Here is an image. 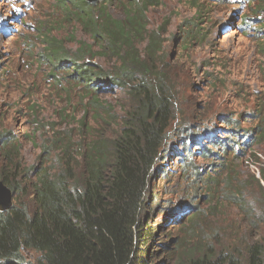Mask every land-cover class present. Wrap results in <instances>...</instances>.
<instances>
[{"label": "rangeland", "instance_id": "obj_1", "mask_svg": "<svg viewBox=\"0 0 264 264\" xmlns=\"http://www.w3.org/2000/svg\"><path fill=\"white\" fill-rule=\"evenodd\" d=\"M251 1H136L144 10L141 25L145 23L142 40L133 44L137 59L148 71L165 73L173 98L172 123L163 147L178 149L182 155L187 148L192 151L187 158L173 154L172 159L157 162L159 171L149 185L155 194L149 222L153 230L163 227L159 241L181 238L184 244L202 238L207 244L230 248L244 238L249 242L257 220L264 219L260 134L264 119L259 115L264 113V12L257 14L255 8H264V0ZM129 3L101 0L94 8L105 6L112 18L123 19L132 8ZM72 7L69 0H0V133L6 130L9 137L11 132L19 146V173L24 174L15 195L29 205L28 186L45 165L38 144L50 135L49 126L58 123V111L65 104L55 85L53 75L59 74L52 70V52L83 49L109 73L120 64L108 51L102 52V41L93 38L90 26ZM151 34L157 44L150 43ZM102 92L99 99L112 108V114L123 115L130 97L124 92ZM74 114L79 118L82 110L75 109ZM234 127L241 137L245 131L253 140L244 155V150L231 153L230 147L222 146L212 147L214 153L202 157L199 146L189 141L201 140L200 135L209 132L220 144H230ZM201 143L209 147L203 138ZM194 167L202 179L191 175ZM215 175L217 185L209 186L207 176ZM240 202L256 207L253 215L242 211ZM176 212L181 216L174 222Z\"/></svg>", "mask_w": 264, "mask_h": 264}, {"label": "trees", "instance_id": "obj_2", "mask_svg": "<svg viewBox=\"0 0 264 264\" xmlns=\"http://www.w3.org/2000/svg\"><path fill=\"white\" fill-rule=\"evenodd\" d=\"M128 1L132 8L123 19H114L105 6L69 0L93 38L102 41V52L108 51L120 64L109 73L83 49L52 52V70L59 74L53 75L55 85L65 104L58 111V123L49 126L50 135L38 144L45 165L28 186L30 205L15 195L24 174L19 173V146L11 132L9 137L6 130L0 133V180L13 192L11 207L0 210V264H264L263 218L257 220L249 242L244 238L230 248L202 238L184 244L181 238L159 241L163 227L151 229L155 194L149 185L159 171L157 162L170 160L173 154L187 158L191 150L182 155L163 147L172 123L173 98L165 73L148 71L137 59L133 44L142 40L144 10L137 0ZM255 8L257 14L264 12L262 6ZM150 43L157 44L154 34ZM102 90L130 97L123 115L112 114L99 99ZM75 109L82 110L79 118ZM259 115L264 119V113ZM239 132L234 127L233 136L240 138ZM260 134L264 138V121ZM210 142L216 149L226 146ZM235 143L244 145V155L253 140ZM212 153L208 147L201 150L203 157ZM191 175L202 179L198 167ZM209 178V186H216L218 177ZM238 205L252 215L256 208Z\"/></svg>", "mask_w": 264, "mask_h": 264}, {"label": "clouds", "instance_id": "obj_3", "mask_svg": "<svg viewBox=\"0 0 264 264\" xmlns=\"http://www.w3.org/2000/svg\"><path fill=\"white\" fill-rule=\"evenodd\" d=\"M103 1V0H102ZM250 0H248V2H249ZM99 3V2H98ZM97 3V4H98ZM96 4V5H97ZM92 6H95V5H92ZM241 132V131H240ZM239 132V133H240ZM232 133H234V132H232ZM245 133H247V132H244L243 131V137H240V138H237L236 136H233L234 134H231L232 135V137H234L235 139H232V137H230V139L228 140V142L230 143V144H226V146L227 147H231V145L233 146V149L232 150H234V148H235V150L234 151H231L232 153H237V151H236V149H239V150H243L244 149V145L243 144H238V143H235V141L236 140H244V141H247V140H249L250 139V137H249V134L247 133L246 135H245ZM210 134V135H209ZM240 135H241V133H240ZM242 136V135H241ZM245 137V138H244ZM202 138L204 139V140H207V143H208V148L211 150L212 149V147L214 148V145L210 142V140H213V141H215V142H217V143H219L221 140H219L218 141V139H214V137H213V134H211V133H203V134H201L200 135V137H199V139H201V140H195L193 143H194V145H196L197 147L198 146H201V147H199L201 150L202 149H204V148H206L202 143H201V141H202ZM210 142V143H209ZM196 143V144H195ZM241 146H243V149H240L239 147H241ZM199 148H196L195 149V151H198L199 152ZM218 149V148H217ZM216 150V149H215ZM192 152V151H191ZM213 152V151H212ZM236 155V154H235ZM203 157V156H202ZM207 180V179H206ZM180 216H181V214H179V212H176V214L174 215V217L175 218H177V219H179L180 218ZM174 217H172V219L174 218Z\"/></svg>", "mask_w": 264, "mask_h": 264}, {"label": "water", "instance_id": "obj_4", "mask_svg": "<svg viewBox=\"0 0 264 264\" xmlns=\"http://www.w3.org/2000/svg\"><path fill=\"white\" fill-rule=\"evenodd\" d=\"M91 5H96L101 0H85ZM13 192L0 180V210L8 209L12 205Z\"/></svg>", "mask_w": 264, "mask_h": 264}]
</instances>
